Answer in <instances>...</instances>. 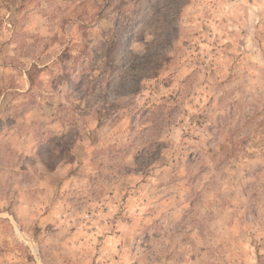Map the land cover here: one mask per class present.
<instances>
[{
    "label": "rangeland",
    "instance_id": "rangeland-1",
    "mask_svg": "<svg viewBox=\"0 0 264 264\" xmlns=\"http://www.w3.org/2000/svg\"><path fill=\"white\" fill-rule=\"evenodd\" d=\"M0 264H264V0H0Z\"/></svg>",
    "mask_w": 264,
    "mask_h": 264
}]
</instances>
